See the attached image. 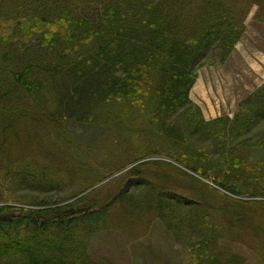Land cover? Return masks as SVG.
<instances>
[{"label": "rangeland", "instance_id": "obj_1", "mask_svg": "<svg viewBox=\"0 0 264 264\" xmlns=\"http://www.w3.org/2000/svg\"><path fill=\"white\" fill-rule=\"evenodd\" d=\"M16 1L0 0L5 17L12 18ZM26 8L24 2L20 14ZM257 9L254 4L245 19L244 33L226 59L220 58L216 46L206 49L189 88V99L199 107L204 121L220 118L219 123L195 132L194 127L187 126V131L175 132L174 138L158 131L146 136L127 129L120 137L113 129L79 119L83 115L102 119L96 108L63 112L68 99L60 93L65 76L41 99L48 110H35L31 98L13 90L15 80L8 71L30 59L40 62L37 54L44 57V47L38 43L41 37L36 34L25 39L23 29L0 26V100L6 106L0 109V128L14 118L26 141L0 154L2 158L7 156L13 168L17 164L22 170L17 175L8 167H0V204L13 205L11 211L20 212V208L36 207L31 203L42 200L65 205L91 188L94 195L90 203L112 195L106 213L97 214L100 212L91 208L89 217L95 218L91 220V234L88 229L81 232L85 254L96 264H233L229 253L241 257L242 264H264V113L250 118L254 125L243 136L235 130H223L224 126L236 127L235 116L244 111L250 95L264 83V16L255 17ZM91 41L99 44L96 39ZM69 96L82 100L85 94L71 91ZM184 109L172 117L181 119ZM138 126L150 127L142 123ZM223 133V137H217ZM31 145L32 149L28 147ZM63 145L65 148L59 150ZM58 151L65 157V174L60 180L45 179L44 173L25 176L31 169L24 165L25 160L32 157L43 162ZM171 153L186 160L194 158L193 153H202L210 175L203 177L187 169ZM233 157L245 162L240 163L241 170L246 167L250 171L241 177L227 172L226 189L216 181L223 179V171L229 170L234 161H228ZM70 165L75 172L67 170ZM133 166L139 170L129 174ZM107 168L115 173L96 183L109 174ZM60 169L56 167L53 172ZM218 169L222 171L220 177ZM150 179L170 192L169 199L195 198L184 207L174 203L163 212L161 202L156 200L158 194L145 185ZM89 184L91 187L86 188ZM187 210H197V224L191 219L179 221L178 215ZM214 234H221L215 245Z\"/></svg>", "mask_w": 264, "mask_h": 264}, {"label": "trees", "instance_id": "obj_2", "mask_svg": "<svg viewBox=\"0 0 264 264\" xmlns=\"http://www.w3.org/2000/svg\"><path fill=\"white\" fill-rule=\"evenodd\" d=\"M24 2L27 8L20 14ZM254 4L258 5L255 17L264 16V0H19L13 3L12 18L5 17L0 9V26L23 29L27 34L25 39L38 34L44 57L37 54L40 62L30 59L19 68L10 69L8 76L15 80L13 90L24 92L31 98L33 108L43 111L48 107L41 105V99L65 76L60 93L68 95V99L63 112L96 108L102 119L93 120L86 115L79 119L113 129L120 137L126 129L146 136L158 131L172 138L175 132L187 131V126L199 131L202 126L218 124L220 118L205 122L199 107L189 99L197 68L206 49L213 46L220 58L226 59L244 33L245 19ZM93 39L99 44L92 42ZM71 91H84L85 96L82 100L75 99L69 96ZM143 92L146 95L142 97ZM2 101L0 109L6 107ZM181 108H185L181 119L173 118L172 114ZM259 112L264 113V83L250 95L244 111L235 116L236 127L224 126L223 130H235L243 136L254 125L250 118ZM138 123L150 127L140 128ZM23 137L16 119L2 125L0 154L24 144ZM242 141L246 143L243 138ZM64 148L65 145L59 150ZM193 155L194 158L186 160L171 153L187 169L209 176L210 167L204 162V155ZM52 157L43 162L32 157L25 160L24 165L31 168L25 176L33 178L44 173L45 179L60 180L65 174L63 151ZM231 161L234 162L229 170L223 171V179L216 181L223 188H226L227 172L241 177L250 171L246 167L241 170L243 160L233 157L229 164ZM10 162L7 156L0 157V167L21 174L19 166L15 164L13 168ZM56 167L61 169L53 172ZM74 168L70 165L67 170L75 172ZM135 169L138 167L128 170L129 174ZM217 171L220 177L222 171ZM107 172L96 183L115 173ZM150 180L145 185L158 194L156 200L161 202L163 212L174 203L184 207L195 198L190 195L186 199H178L179 196L169 199L170 192H164L165 187ZM89 187L90 184L86 186ZM93 195L91 188L65 205L42 200L31 203L36 207L20 208V212L11 211L13 205L0 204V264H96L85 254L81 232L88 229L91 234V220L95 219L89 217L91 208L100 212L97 214L106 213L112 195L90 203ZM178 216L181 222L191 219L190 222L197 224L200 215L197 210H187ZM100 222L102 227L104 223ZM220 236L214 234L212 244ZM227 257L233 264L243 263L235 254L229 253Z\"/></svg>", "mask_w": 264, "mask_h": 264}]
</instances>
